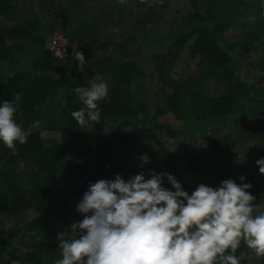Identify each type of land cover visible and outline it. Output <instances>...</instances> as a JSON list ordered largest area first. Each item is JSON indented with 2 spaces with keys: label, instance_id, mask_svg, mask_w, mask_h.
I'll return each mask as SVG.
<instances>
[{
  "label": "trees",
  "instance_id": "16d2710c",
  "mask_svg": "<svg viewBox=\"0 0 264 264\" xmlns=\"http://www.w3.org/2000/svg\"><path fill=\"white\" fill-rule=\"evenodd\" d=\"M169 5L171 0H129L127 6L121 0H0V101L18 104L15 119L22 127L40 121L15 150L0 145V264H52L59 258L57 233L82 219L75 205L89 183L116 174L148 178L165 168L189 194L200 183L210 186L209 176L219 185L227 178L239 184L243 175L254 204L264 201V175L256 164L235 165L247 158L240 151L244 143H256L252 149L260 144L256 154L264 157V3L187 0L157 38L148 37ZM232 28L240 30L235 44L222 38ZM113 29L120 32L112 35ZM57 33L69 58L46 47ZM73 46L86 59L82 71L72 60ZM182 48L198 59L190 77L172 75L167 66ZM234 48L238 55L258 53L253 84L234 79ZM105 76L109 94L99 101L100 122L82 128L70 115L82 107L72 89ZM208 81L225 83V92L212 97ZM164 116L175 124L160 120ZM158 137L172 140L160 147L162 157L160 149L152 152ZM200 138H206L203 148L196 146ZM174 146L183 148L180 157L170 151ZM146 151L156 160L149 165L138 160ZM184 171L198 175L194 186ZM246 249L243 243L237 249L240 264H247Z\"/></svg>",
  "mask_w": 264,
  "mask_h": 264
},
{
  "label": "clouds",
  "instance_id": "9594fccd",
  "mask_svg": "<svg viewBox=\"0 0 264 264\" xmlns=\"http://www.w3.org/2000/svg\"><path fill=\"white\" fill-rule=\"evenodd\" d=\"M72 60L82 71L86 59L75 47ZM72 91L82 105L70 113L76 123H99L107 81ZM17 111L13 101H0V145L10 150L40 125L35 120L22 127ZM255 164L264 175V157ZM238 179L239 184L227 178L216 187L200 183L190 194L168 172H150L148 178L140 172L127 180L116 174L89 183L75 205L82 219L57 233L59 258L52 264H240L241 243L264 257V201L254 204L251 183L243 175Z\"/></svg>",
  "mask_w": 264,
  "mask_h": 264
},
{
  "label": "rangeland",
  "instance_id": "374dc122",
  "mask_svg": "<svg viewBox=\"0 0 264 264\" xmlns=\"http://www.w3.org/2000/svg\"><path fill=\"white\" fill-rule=\"evenodd\" d=\"M103 1V0H102ZM123 2V5L127 6L128 5V2L129 0H121ZM16 2H18V4L20 5H23V4H27L28 3V0H16ZM153 2V1H152ZM187 4V0H171V5H169L170 7L165 11V14L163 16V19L162 20H159V21H156L154 22V29L153 31L148 35V37H155L157 38L160 32L161 29H165V25L172 19V16H173V11L174 10H178L180 9V5L182 4ZM57 12H54V15H56ZM147 15V13H146ZM254 22V19L252 16H250V18H248L247 20V24H253ZM120 30L119 29H113L112 30V35H115L117 33H119ZM240 34V30L238 29H230V30H227L225 32H223V40L227 43H230V44H235V42L237 41L238 39V36ZM64 41L63 43H65L66 45V50H67V43L65 41V39L61 36L60 33H57V34H54L52 35L51 37H49L47 40H46V47H48L49 45L52 44L53 41L55 42H58V41ZM157 40V39H156ZM115 42V39L111 40L110 44L111 43H114ZM50 43V44H49ZM156 46V47H155ZM75 47L76 50H78V46H73ZM73 47H72V52H73ZM157 49L158 48V45L155 43L151 46V49L150 50H154V49ZM181 53H180V58L179 59H176L175 61H172V60H168L167 61V66L171 69V72H172V75H178V74H182L184 77H190L192 75V72L194 71V65H195V61L197 62L198 59H192V58H189L188 54L186 53V50L185 49H181ZM236 51H237V48H234V50L232 52H230V56H232V59H234V64H233V67H234V79L235 77H240V79L244 80L246 77L248 83L250 84H253L254 81H255V78L252 77V73L255 71L253 70V63L255 62L256 60V57L258 56V53L253 51L251 53H248V54H244L242 53V55H238L236 54ZM237 55V56H236ZM66 58H69V55H68V52L66 53V56L64 59ZM252 72V73H251ZM104 80L107 81L108 85H109V77L108 76H105ZM234 81V80H233ZM93 82H97L94 78L92 79V83ZM207 89L209 91V94L212 96V97H216V96H219L221 95L222 93L225 92L226 90V86H225V83H222V84H216L215 82L213 81H208L207 82ZM171 116H164L162 118H160V120H164L168 123H170L171 125H174L175 124V120L171 117ZM227 131H226V128H222V131H221V135L223 134H226ZM43 138H46V139H56L58 140L59 142H63L61 137L59 135H57L56 133H51V134H47V133H43ZM206 140L205 139H198L197 140V143H196V146H199V147H204L205 144H204V141ZM154 145H153V148H152V152L154 151H157L158 149H160V147L166 142L167 145H169L172 140L170 138H165V137H158L154 140ZM256 143H244L243 144V147L241 148L240 151H245V154L247 155V158H244L243 160V155L240 156V161L243 160V162H246V161H253L255 163L256 160H258V157H257V154L256 152L259 151V145L258 144L254 149H252L253 147L252 146H255ZM171 145V144H170ZM234 146H237V142H235V144L233 145ZM193 147V146H192ZM263 148V147H262ZM159 152L157 153V156L158 157H162L164 153V149H160L158 150ZM170 151H173L176 155H178V157H180L183 153V148L180 147V146H174L170 149ZM238 151V149H237ZM144 158H146V163L144 161ZM138 160L141 164L143 165H149L150 163L156 161L154 158H151L150 157V154L148 151L144 152L141 156L138 157ZM243 162H240V163H235V165L238 166V170L241 168L242 165H244L245 167V164ZM248 163V162H247ZM160 172H165V168L161 169ZM172 172H170L171 174ZM183 175L185 177V180L187 181L188 184H190L191 186H194V183H195V180H197V174H195L194 172L192 171H184L183 172ZM197 175V176H196ZM209 182H210V186L212 187H216L218 186L217 183L218 181L215 179V178H211L209 176ZM70 225L68 226H63L62 227V231L69 228ZM246 256V259H247V264H259V260H260V257H257L251 250L249 249H246V252L244 254Z\"/></svg>",
  "mask_w": 264,
  "mask_h": 264
},
{
  "label": "built area",
  "instance_id": "2783aa9c",
  "mask_svg": "<svg viewBox=\"0 0 264 264\" xmlns=\"http://www.w3.org/2000/svg\"><path fill=\"white\" fill-rule=\"evenodd\" d=\"M63 42L61 40L58 42L53 41L52 44L47 47L59 59H64L67 53L66 46H65L66 44Z\"/></svg>",
  "mask_w": 264,
  "mask_h": 264
}]
</instances>
